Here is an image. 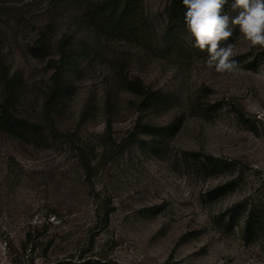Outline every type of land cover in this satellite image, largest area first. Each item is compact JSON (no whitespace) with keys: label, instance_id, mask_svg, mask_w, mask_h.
Here are the masks:
<instances>
[{"label":"rangeland","instance_id":"374dc122","mask_svg":"<svg viewBox=\"0 0 264 264\" xmlns=\"http://www.w3.org/2000/svg\"><path fill=\"white\" fill-rule=\"evenodd\" d=\"M170 1H143L142 36L106 37L76 3L0 0V110L46 124L36 138L0 127V264H264L243 220H215L245 199L264 214V48L233 26L238 71L218 73L185 25L167 33ZM232 2L224 13L235 16ZM68 56L71 88L47 108ZM48 110L60 134L93 149L90 177ZM193 152L235 165L208 175ZM233 177L235 190L204 196Z\"/></svg>","mask_w":264,"mask_h":264},{"label":"trees","instance_id":"16d2710c","mask_svg":"<svg viewBox=\"0 0 264 264\" xmlns=\"http://www.w3.org/2000/svg\"><path fill=\"white\" fill-rule=\"evenodd\" d=\"M57 1L81 5L82 11L80 20L87 25V27L94 30L95 34L99 36L110 37L118 33L127 35L137 34L142 36L145 32V23L143 22L144 17L142 14L144 0H53V2ZM186 10L182 0H171L168 3L166 14L168 18L167 33L169 35L176 36L179 30L184 26V15ZM168 47H176V44H169ZM40 49L46 51L45 46H41ZM61 57H65V55L63 54ZM68 59L69 60L65 62H63V59L61 60V64L55 73L57 77L55 76L54 83L49 93L47 108H49L52 103H58L59 97L71 88V75L75 72V61L71 59V56H68ZM134 85L138 88L136 89L137 91H141L146 100L155 97L156 94L153 91H148V87H145L143 82L138 80L134 82ZM159 97H164V95L161 94ZM1 106L0 127L4 131L21 138L26 136L36 138L37 136L42 137L46 134L45 123L41 121H30L24 117L17 116L10 109L8 103H4ZM47 122L51 124L54 132L66 136L67 140L74 144L79 150L82 166L90 177L93 170L91 157L93 149L90 153L87 152L86 147L81 144L80 140L78 141L75 139V133L67 132L65 134H60L59 130L54 126V118L49 110ZM145 128L148 130L155 129L157 131L168 129V127H154L150 125H145ZM191 154L197 156V158L195 157V162L202 170H205L208 175L231 170L235 165V161L219 158L212 154H201L200 152H193ZM238 184V178L233 177L206 191L204 196L209 200L219 199L235 190ZM259 208V205L245 199L229 207L224 213L217 216L215 220L217 224L226 229H235L243 220L242 231L244 238L247 241L261 240L264 247V214H260L261 210ZM105 215L108 217L109 211H107ZM25 246L27 247V243ZM91 263H93V261H88L85 264Z\"/></svg>","mask_w":264,"mask_h":264},{"label":"clouds","instance_id":"9594fccd","mask_svg":"<svg viewBox=\"0 0 264 264\" xmlns=\"http://www.w3.org/2000/svg\"><path fill=\"white\" fill-rule=\"evenodd\" d=\"M187 9L184 25L191 34L193 47L207 52L206 65L218 73L238 71L236 42L232 27L238 26L241 37L251 46L264 48V0H233L231 9L237 14L224 13L228 0H182ZM264 67V66H262Z\"/></svg>","mask_w":264,"mask_h":264}]
</instances>
